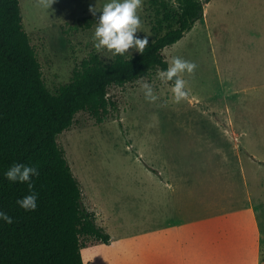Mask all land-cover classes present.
I'll list each match as a JSON object with an SVG mask.
<instances>
[{
  "label": "rangeland",
  "instance_id": "374dc122",
  "mask_svg": "<svg viewBox=\"0 0 264 264\" xmlns=\"http://www.w3.org/2000/svg\"><path fill=\"white\" fill-rule=\"evenodd\" d=\"M105 2L53 0L44 8L40 0H20L24 27L50 91L68 83L93 52L106 63L113 60L111 52L96 50L91 38ZM95 7L94 16L90 9ZM139 15L141 27L135 36L147 35L149 41L163 33L153 28L150 0H142ZM138 52L130 48L124 55ZM163 54L168 62L179 56L196 64L191 74H181L187 82L185 99L175 102L171 82L162 83L160 69H154L109 88L114 106L104 121L79 112L58 135L82 185L83 206L110 235L109 243L83 239L85 260L118 264L121 238L144 231L143 248L131 240L125 256L142 251L137 264H179L177 237L169 240L164 233L167 220L179 210L174 222L184 225H194L192 218L206 210L222 220L230 213V236H246L252 226L235 223L234 211L241 215L245 207L252 208L251 197L258 216L257 240L252 243L254 254L242 264H264V0H211L203 18ZM144 81L152 85L156 101L144 98ZM188 169L192 178L178 177ZM246 217H252L250 211ZM120 228L126 233L119 234ZM239 245L233 246L235 253ZM202 252L196 237H183L184 261L204 264ZM133 259L119 264H135ZM206 264L226 263L212 258Z\"/></svg>",
  "mask_w": 264,
  "mask_h": 264
},
{
  "label": "trees",
  "instance_id": "16d2710c",
  "mask_svg": "<svg viewBox=\"0 0 264 264\" xmlns=\"http://www.w3.org/2000/svg\"><path fill=\"white\" fill-rule=\"evenodd\" d=\"M210 1L150 0L153 28L164 31L143 52L116 55L109 63L93 52L68 83L52 92L24 27L20 0H0V211L12 218L10 224L0 220V264H85L83 239L109 243L110 235L95 213L83 206L82 185L58 135L79 112L104 121L114 106L108 97L111 86L166 69L164 48L203 18ZM14 163L38 169L31 190L27 183L5 178ZM30 191L37 194L34 211L17 204Z\"/></svg>",
  "mask_w": 264,
  "mask_h": 264
},
{
  "label": "clouds",
  "instance_id": "9594fccd",
  "mask_svg": "<svg viewBox=\"0 0 264 264\" xmlns=\"http://www.w3.org/2000/svg\"><path fill=\"white\" fill-rule=\"evenodd\" d=\"M40 3L44 8H49L53 0H40ZM90 10L95 16L96 7ZM140 11H142V0H107L95 20V30L91 37L93 47L98 51L107 50L113 56L124 55L130 48L143 52L148 44V36L141 38L134 35L141 27ZM195 68V62L174 56L166 69L158 71L157 75L162 83L171 82V93L175 102L179 103L188 96L187 82L181 74H191ZM141 89L146 100L150 102L157 100L150 83L144 81ZM38 174L35 166L14 163L5 171L4 176L12 182L27 183L31 190V177ZM36 201L37 194L30 191L28 195L18 199L17 204L26 211H34L37 207ZM0 220L12 223V218L3 211H0Z\"/></svg>",
  "mask_w": 264,
  "mask_h": 264
},
{
  "label": "crops",
  "instance_id": "0c3cea01",
  "mask_svg": "<svg viewBox=\"0 0 264 264\" xmlns=\"http://www.w3.org/2000/svg\"><path fill=\"white\" fill-rule=\"evenodd\" d=\"M177 174H180V173L178 172ZM188 174H190V177L192 178V173H190L189 169L186 175L181 174L178 177H181V179H184L186 178ZM191 180H192V183L190 184V186H192L193 181H194L193 179ZM166 182L168 181L166 180ZM170 186L171 184H169L168 187ZM192 193H195L194 186L193 188L191 187V194ZM181 201H182V198H181ZM249 202H251L250 204L252 205V208L245 207L243 210H241V215L237 213L238 211H234L236 213L234 217L235 223L237 224L242 223L243 228H245V225L252 226L251 232L248 233L246 236L244 232H241V234H239L238 237L236 238H234L233 236H230V223H231V216H232L230 213H227L228 217L225 220H222L221 218H218V217H221L220 215H213L210 211L206 210L205 212L200 213L196 220H194L195 217L194 219L192 218V220L195 222L194 225L193 224L184 225V224H178L177 223L178 221L174 222L177 217L180 218V215H181L180 213L182 212H180L179 210L177 215H174L169 220H167L163 227L164 233L166 234L165 236L168 235L169 240L173 239L174 235H176L177 237L176 241L178 242L179 258H180L179 264H185V263L188 264V261L187 260L184 261V257L182 255V239L184 236L189 235V233L193 238L196 237L197 241L199 242V245L203 247L202 259L200 261L201 263L206 264L210 262L212 258L222 259V261L226 264L245 263L246 260L252 254H254L252 243L255 241L254 240L255 238L257 240L256 231L258 230V228H256V222H255L258 216L256 214L255 206L253 204L251 197L249 198ZM192 210L195 213V209L193 207H192ZM243 211H244V215L242 214ZM248 211L251 212V216H252L249 220L246 217V213ZM203 214H209V215L202 216ZM207 217L209 218L206 219ZM221 221H224V223H221ZM121 230L122 229L120 228L119 234L123 235L124 233H126V232L122 233ZM144 233H145L144 231L143 233L142 231H140L136 235L137 237L127 238L126 236H124L121 238L122 239L121 242L124 243L123 244L124 247H121L118 250V253L120 255V259H119L120 261L118 260V264L123 263L127 259H133V258H134L133 262L135 264L138 263V261L141 259L142 251L141 252L139 251V253L136 251L137 252L136 257L129 256V255H128L129 257H127L125 256L127 254L126 249L127 247H129L130 245L129 242L131 240L135 242L134 244L135 247L140 246L141 248H143L144 243L141 240V238L143 237ZM236 244H241L243 246V250L241 248V245H239L238 246L239 250L237 248V253H235L233 250V246ZM214 248H218V249L214 250ZM82 255H83L85 264H87L83 251H82ZM200 257H197V258L200 259ZM198 263L199 261L196 262V264Z\"/></svg>",
  "mask_w": 264,
  "mask_h": 264
}]
</instances>
